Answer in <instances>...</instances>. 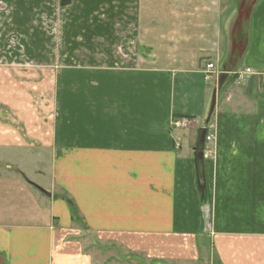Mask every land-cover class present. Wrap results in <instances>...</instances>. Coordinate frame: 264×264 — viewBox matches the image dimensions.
<instances>
[{"label": "crops", "instance_id": "crops-1", "mask_svg": "<svg viewBox=\"0 0 264 264\" xmlns=\"http://www.w3.org/2000/svg\"><path fill=\"white\" fill-rule=\"evenodd\" d=\"M180 2L202 3L207 21L178 16L177 37L175 17L170 32L154 27L147 37L159 36L140 53L152 63L139 65L136 51L137 64L125 70L91 75L84 62L70 65L68 96L59 99L58 86L52 102L54 121L69 122H54L45 145L5 127L0 106V264H143L140 243L170 235L198 254L211 243L209 264H264V0ZM219 7L229 9L220 15ZM140 22L154 24L145 14ZM0 49L8 59L19 51ZM207 63L233 75L216 94L212 138L201 141L197 121L188 132L171 122L208 110ZM76 222L103 244L128 248L125 255L75 251L68 239ZM166 257L146 264H201L199 256Z\"/></svg>", "mask_w": 264, "mask_h": 264}, {"label": "rangeland", "instance_id": "rangeland-1", "mask_svg": "<svg viewBox=\"0 0 264 264\" xmlns=\"http://www.w3.org/2000/svg\"><path fill=\"white\" fill-rule=\"evenodd\" d=\"M178 1L180 2V0H0V48L19 50L16 51L17 54L11 53L10 59L9 55L0 53V106L6 107L5 115L9 116L4 121L5 127L13 128L15 134H22L35 144L41 142L45 145L51 138L54 122L65 124L69 122L56 119L54 121L52 102L58 86L59 92L56 96L63 100L68 96L70 65L76 62L74 65L79 66L84 62L83 64H87L86 69L92 71L91 75H98L101 70L98 68L101 67L108 69L107 71L125 70L134 68L137 64L134 60L136 51L140 56L139 65L152 63L153 57L140 53L144 54V51H147L144 50L145 46L152 47L151 39L159 36L150 34V39L147 37L154 27L155 29L159 27L162 31L167 28L170 32L167 18L175 17L176 23L171 24L173 27L171 32L177 37L183 23H178V16L182 18L188 16L196 21L199 19L201 23L207 21L208 13L202 8V3L189 8L185 7L189 5L187 2L180 7ZM227 9L229 8L219 7V14L222 15ZM143 14L154 24L137 23V16ZM230 18L229 15L224 19V28L227 30ZM138 27L140 29H137ZM141 27L144 28L142 31ZM185 34L183 29L181 35ZM215 70L208 69L206 65L205 81L213 87L216 84ZM231 74L233 75L232 72ZM2 99H6L7 104L6 101L3 103ZM206 115L207 111L197 120L194 117H176L173 120L185 119V126L174 127L172 124L171 126L186 132L193 125L190 121L195 120L198 123L197 130H201L206 127L204 126ZM210 129L207 126L206 134H209ZM185 140L186 146L188 144L186 137ZM208 145H211V142ZM15 155L18 153L12 152L9 156L12 159L19 158ZM23 158L21 159L23 164L31 167V160L26 155ZM76 223L77 229H71L68 239L71 245L76 246L75 251L82 253L91 248L101 256L112 254L115 257L114 255H119L121 251L123 254L128 249L103 244L101 240L104 241L105 237L100 239L97 235H91L79 222ZM145 240L148 248H142L140 243L141 248L138 250V261L143 264H146V261L152 262L153 258L166 259V256L171 255L186 257L188 263H194L197 259L189 257L199 256L196 261L209 264L210 248H213L210 243L208 247L201 249L199 255L196 248L187 247L188 243L182 237L170 235ZM193 240L195 242L194 238H191L190 242L193 243ZM96 245L98 247L94 248ZM149 252L158 257L150 256ZM163 262L175 263L164 260Z\"/></svg>", "mask_w": 264, "mask_h": 264}, {"label": "water", "instance_id": "water-1", "mask_svg": "<svg viewBox=\"0 0 264 264\" xmlns=\"http://www.w3.org/2000/svg\"><path fill=\"white\" fill-rule=\"evenodd\" d=\"M230 76V73L229 72H222L217 81H216V84L212 90V93H211V98H210V102H209V107H208V110H207V115H206V118L204 120V126H207L210 122V119H211V116L213 114V111H214V108H215V102H216V94L218 91H220L223 86L225 85L227 79L229 78ZM203 136V135H202ZM201 136V141L203 139V137ZM202 157V153L199 152L197 154V158H201Z\"/></svg>", "mask_w": 264, "mask_h": 264}, {"label": "built area", "instance_id": "built-area-1", "mask_svg": "<svg viewBox=\"0 0 264 264\" xmlns=\"http://www.w3.org/2000/svg\"><path fill=\"white\" fill-rule=\"evenodd\" d=\"M207 68L208 69H211L212 70V68H214V65L212 64V63H208L207 64ZM222 71H220V70H215V80H217V78H218V76H219V74L221 73ZM245 73H251V71H250V69L249 68H246L243 72H238L237 73V75H238V77L239 78H242V76L245 74ZM186 121H185V119H175V120H172V122H171V124L175 127H182V126H185V123ZM211 138H212V136L210 135V134H206L205 135V140L206 141H210L211 140ZM211 154H212V152L211 151H207V153H205V156L206 157H210L211 156Z\"/></svg>", "mask_w": 264, "mask_h": 264}, {"label": "trees", "instance_id": "trees-1", "mask_svg": "<svg viewBox=\"0 0 264 264\" xmlns=\"http://www.w3.org/2000/svg\"><path fill=\"white\" fill-rule=\"evenodd\" d=\"M242 11L244 12H246L247 10L246 9H242ZM246 18V13L245 14H243L242 13V16L240 17V22H239V24L240 25H242L243 24V21H245L244 19ZM231 79H234V78H231ZM174 118H176L177 116L176 115H174L173 116ZM186 118H191V116H185ZM206 128H207V126L205 127V128H202L201 130H199V134H198V137H199V140H201V136L203 135H205L206 134ZM202 136V137H203ZM200 144H199V146H198V152H197V154L199 153V152H201L202 153V143L201 142H199ZM202 160H203V158L201 157V158H197V156L195 157V161H196V163H202ZM198 166V165H197ZM202 177V174L200 173V172H198V178L200 179Z\"/></svg>", "mask_w": 264, "mask_h": 264}]
</instances>
